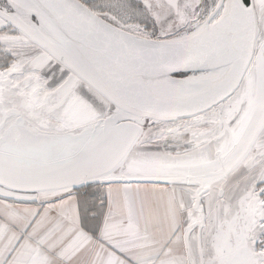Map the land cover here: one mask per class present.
<instances>
[{"label": "snow or ice", "instance_id": "1", "mask_svg": "<svg viewBox=\"0 0 264 264\" xmlns=\"http://www.w3.org/2000/svg\"><path fill=\"white\" fill-rule=\"evenodd\" d=\"M0 264H264V0H0Z\"/></svg>", "mask_w": 264, "mask_h": 264}]
</instances>
